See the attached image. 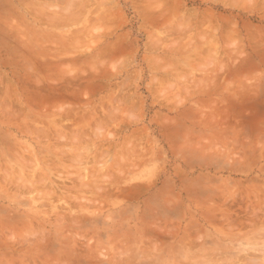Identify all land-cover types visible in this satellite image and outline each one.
Returning a JSON list of instances; mask_svg holds the SVG:
<instances>
[{"label":"rangeland","instance_id":"obj_1","mask_svg":"<svg viewBox=\"0 0 264 264\" xmlns=\"http://www.w3.org/2000/svg\"><path fill=\"white\" fill-rule=\"evenodd\" d=\"M233 1L0 0V264H264V0Z\"/></svg>","mask_w":264,"mask_h":264},{"label":"bare ground","instance_id":"obj_2","mask_svg":"<svg viewBox=\"0 0 264 264\" xmlns=\"http://www.w3.org/2000/svg\"><path fill=\"white\" fill-rule=\"evenodd\" d=\"M170 1H171V0H170ZM180 2H181V1H180ZM233 2H234V1L232 0L231 3H233ZM161 3L165 4L164 2H161ZM181 3H182V2H181ZM181 3H180V4H181ZM159 4H160V3H159ZM160 5H162V4H160ZM49 6H50V5H49ZM157 6H159V5H157ZM53 7H54V6H53ZM150 7H151V6L147 7V9H148V8L150 9ZM49 8H51V6L48 7V9H49ZM160 8H161V6H160ZM144 9H145V8H144ZM147 9H146V10H147ZM31 10H32V9H31ZM33 10H34V9H33ZM150 10H151V9H150ZM165 10H166V9H165ZM165 10L163 9L162 11H165ZM168 10H169V9H168ZM152 11H153V10H152ZM159 11H160V13H161V10H159ZM169 11H170V10H169ZM169 11H168V12H169ZM34 12H36V11L34 10L33 13H34ZM155 13H156V12H155ZM160 13H159V14H160ZM34 14H35V13H34ZM57 14H58V13H57ZM162 14H163V12L161 13V16H162ZM187 14H188V13H187ZM187 14H185V15H187ZM190 14H192V13H190ZM190 14H189V15H190ZM194 14H195V12H194ZM36 15H37V12H36ZM150 15H151V14H150ZM37 16H38V15H37ZM39 16H40V15H39ZM46 16H47V15H46ZM48 16L51 17V15H49V14H48ZM161 16H160V17H161ZM179 16H180V15H179ZM179 16H178V17H179ZM40 17H41V16H40ZM69 17H70V16H69ZM158 17H159V16H158ZM160 17H159V19H160ZM183 17H184V16H183ZM54 18H55V17H54ZM156 18H157V17H156ZM156 18H155V19H156ZM185 18H186V16H185ZM185 18H184V19H185ZM47 19H48V17H47ZM49 19H50V18H49ZM58 19H59V18H58ZM58 19L55 18L54 21L51 19V21H53V24H54V23H56L55 21L57 20V23H58V21H59ZM157 19H158V18H157ZM70 20L72 21L71 18H70ZM178 21H180V18H178ZM203 21H204V20H203ZM200 22H201V21H200ZM73 23H74V22H73ZM201 23H202V22H201ZM204 23H205V22H204ZM50 24H51V23H50ZM53 24H51V25H53ZM60 24H61V23H60ZM55 25H56V24H55ZM181 25H182V24H181ZM183 25H184V24H183ZM196 25H197V24H196ZM53 26H54V25H53ZM57 26H58V25H57ZM60 26H61V25H60ZM55 27H56V26H55ZM179 27H180V25H179ZM187 27H188V26H187ZM198 27H199V26H198ZM177 28H178V27H177ZM180 28H181V27H180ZM184 29H186V28H184ZM184 29H183V30H184ZM179 30H180V29H179ZM198 30L200 31V29H198ZM201 30H202V29H201ZM177 31H178V30H177ZM180 31H181V30H180ZM188 31H189V30H188ZM205 31H207V30H205ZM74 32L76 33V32H78V31H74ZM79 32H80V31H79ZM72 34H73V33H72ZM76 34H77V36L79 35L78 33H76ZM80 34H81V32H80ZM181 34H182V33H181ZM74 36H75V35H74ZM81 36H82V35H81ZM51 37H53V36H50V38H51ZM78 37H79V36H78ZM68 38H69V37H68ZM71 38H72V37H71ZM51 39H52V38H51ZM74 39H75V38H74ZM76 39H79V38L76 37ZM81 39H82V38H81ZM66 40H67V39H66ZM79 40H80V39H79ZM79 40H77V41H79ZM67 41H68V40H67ZM70 41H72V40H70ZM50 42H51V41H50ZM54 42H55V41H54ZM72 42H74V41H72ZM55 43H56V42H55ZM64 44H66V43H64ZM75 44H76V42H75ZM67 45H68V44H67ZM58 46H59V45H58ZM63 46L65 47V45H63ZM68 46H69V45H68ZM68 46H67V47H68ZM71 46H72V45L70 44V47H71ZM50 48H51V47H50ZM68 49H69V48H68ZM66 50H67V49H66ZM103 52H104V51H103ZM62 53H63V52H62ZM105 54H106V53H105ZM38 56H39V55H38ZM65 56H66V55H65ZM65 56H63V57H65ZM70 56H71V55H70ZM46 57H47V55L45 56V58L42 57L43 60L46 59ZM74 57H75V56H74ZM39 58H40V57H39ZM42 58H41V59H42ZM48 58H49V57H48ZM59 60H60V59H59ZM63 61H64V60H63ZM50 62H51V60H50ZM30 63H31V62H30ZM32 64H33V63H32ZM43 64H44V63H43ZM68 64H69V63H68ZM73 65H74V64H73ZM63 66H64V65H63ZM65 66H66V65H65ZM27 67H28V66H27ZM35 67H36V66H35ZM58 67H61V65L58 66ZM62 68H63V67H62ZM58 69H59V68H58ZM71 69H72V67H71ZM71 69H70V70H71ZM81 69H83V68H81ZM56 70H57V68H56ZM66 70H67V69H66ZM73 70H74V67H73ZM53 71H54V70H53ZM55 72H56V71H55ZM63 72H64V71H63ZM62 74H63V73H62ZM65 74H66V73H65ZM71 76H73V75H70V77H71ZM56 77H57V76H56ZM54 78H55V77H54ZM67 79H68V77H67ZM72 79H73V78H72ZM76 79H77V78H76ZM35 80H36V78H35ZM38 80H39V79H38ZM48 80H49V79H48ZM58 80H59V79H58ZM69 80H70V79H69ZM49 81H50V80H49ZM72 81H73V80H72ZM72 81H70V82H72ZM58 82H59V81H58ZM67 82H69V81H67ZM38 83L41 84L40 82H38ZM38 83H36V84H38ZM63 83H65V80H64ZM39 84H38V86H40ZM65 85H67V84H65ZM69 85H70V84H69ZM36 86H37V85H36ZM41 86H42V85H41ZM41 86H40V87H41ZM59 86H60V85H59ZM75 86H76V85H75ZM43 87H44V86H43ZM61 87L63 88V86H61ZM65 87H67V86H65ZM71 87H73V86H71ZM67 88H68V87H67ZM68 89H70V88H68ZM72 89L74 90V88H72ZM75 89H76V88H75ZM45 90H46V89H45ZM63 90H64V89H63ZM65 90H66V89H65ZM52 91H53V90H52ZM57 91H58V90H57ZM78 92H79V91H78ZM78 92H77V93H78ZM47 93H48V92H47ZM60 93H61V92H60ZM72 93H73V92H72ZM86 94H87V93H86ZM48 95H49V94H48ZM84 95H85V94H84ZM74 96H75V95H74ZM76 96H77V95H76ZM77 97H78V96H77ZM66 103H67V102H66ZM19 105H20V104H19ZM76 105H77V104H76ZM46 107H47V106H46ZM58 107H59V106H58ZM75 107H76V106H75ZM20 108H21V107H20ZM71 108H72V107H71ZM76 108H77V107H76ZM76 108H75V109H76ZM23 109H24V108H23ZM67 109H68V108H67ZM18 110H19V109H18ZM50 110H51V109H50ZM21 111H22V110H21ZM66 111H67V110H66ZM54 112H56V111H54ZM57 112H58V111H57ZM69 112H70V111H69ZM58 113H59V112H58ZM65 113H66V112H65ZM65 113H64V115H66ZM70 113H71V112H70ZM78 113H79V112H78ZM62 116H63V115H62ZM62 116H61V117H62ZM61 117H60V118H61ZM64 117H65V116H64ZM60 118H59L58 120H60ZM66 118H69V115H68V117H65L64 119H66ZM74 119H75V118H74ZM78 121H79V120H78ZM72 122H73V121H72ZM65 124H66V123H65ZM65 124H64V126H66ZM71 124H72V123H71ZM43 125H44V124H43ZM62 126H63V125H62ZM66 127H68V126H66ZM66 127H65V128H66ZM69 127H70V126H69ZM67 129H68V128H67ZM69 130H71V129L69 128ZM78 130H79V129H78ZM46 132H47V131H46ZM46 132H45V133H46ZM53 132H54V131H53ZM56 132H57V131H56ZM61 134H62V132H61ZM61 134H60V135H61ZM69 134H70V133H69ZM71 134H72V133H71ZM73 134H74V133H73ZM44 135H45V134H44ZM67 135H68V134H67ZM68 136H69V135H68ZM77 136H78V135H77ZM77 136L74 137V136L72 135V136H70L69 138H70V140H71L72 137H74L75 140L77 141V138H78ZM79 137L81 138V136H79ZM78 140H79V139H78ZM71 141H72V140H71ZM61 155H62V154H61ZM231 226H232V225H231Z\"/></svg>","mask_w":264,"mask_h":264}]
</instances>
